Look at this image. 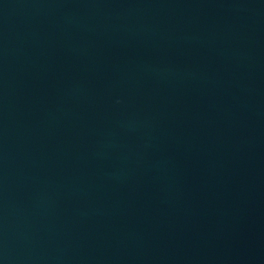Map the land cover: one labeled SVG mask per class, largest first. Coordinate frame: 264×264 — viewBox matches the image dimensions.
Returning <instances> with one entry per match:
<instances>
[{"label": "water", "instance_id": "obj_1", "mask_svg": "<svg viewBox=\"0 0 264 264\" xmlns=\"http://www.w3.org/2000/svg\"><path fill=\"white\" fill-rule=\"evenodd\" d=\"M0 264H264V0H0Z\"/></svg>", "mask_w": 264, "mask_h": 264}]
</instances>
